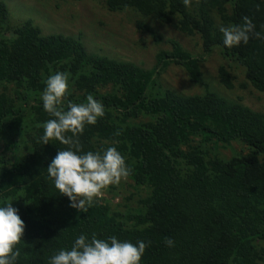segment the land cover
Masks as SVG:
<instances>
[{
	"label": "trees",
	"instance_id": "trees-1",
	"mask_svg": "<svg viewBox=\"0 0 264 264\" xmlns=\"http://www.w3.org/2000/svg\"><path fill=\"white\" fill-rule=\"evenodd\" d=\"M196 2L192 13L184 0L106 1L112 13L134 11L201 38L202 56L170 41L171 51L160 52L156 67L146 71L89 54L80 39L44 36L33 21L11 30L10 9L0 0V201L11 202L25 222L16 264H48L81 233L150 242L141 264H264V115L215 92L189 98L158 86L172 66L200 84L202 65L220 50L264 94V39L228 48L220 31L243 23V17L264 31V0ZM56 71L71 74L68 99L86 102L92 94L104 105V117L86 125L77 139L83 152L115 146L125 156L136 208L114 210L99 198L87 212L78 211L48 178L52 158L67 147L40 141L43 123L52 118L40 97ZM219 74L232 90L228 71ZM233 144L246 149L222 159L218 151Z\"/></svg>",
	"mask_w": 264,
	"mask_h": 264
},
{
	"label": "rangeland",
	"instance_id": "rangeland-1",
	"mask_svg": "<svg viewBox=\"0 0 264 264\" xmlns=\"http://www.w3.org/2000/svg\"><path fill=\"white\" fill-rule=\"evenodd\" d=\"M10 9L9 29L20 28L33 21L44 36L62 35L80 39L89 54L101 55L122 63L135 64L141 69L152 71L160 52H170L168 43H179L184 50L195 57L202 56V42L199 36L189 37L173 26L165 25L150 18H144L134 11L112 13L107 0H1ZM190 12H197L196 0H190ZM230 11V9H229ZM217 27L220 18L215 16ZM152 29V33L141 27ZM225 68L234 85L228 90L222 85L219 70ZM203 79L193 84L188 74L180 67L172 66L158 81V86L172 90L185 97L204 96L215 92L232 104H242L257 114L264 115V94L257 92L247 82L245 70L236 62H227L220 50H215L202 65ZM4 84L0 85L3 93ZM9 95L14 88L7 86ZM109 89L102 90V93ZM240 144L221 148L218 153L224 160L245 151ZM129 181L122 180L102 191L99 198L106 199L115 210L122 212L137 207L138 194L133 192ZM143 195V194H141Z\"/></svg>",
	"mask_w": 264,
	"mask_h": 264
},
{
	"label": "clouds",
	"instance_id": "clouds-1",
	"mask_svg": "<svg viewBox=\"0 0 264 264\" xmlns=\"http://www.w3.org/2000/svg\"><path fill=\"white\" fill-rule=\"evenodd\" d=\"M184 3L188 6L190 0ZM220 31L223 44L228 48L246 45L252 37L264 39V31H257L249 17H243L241 24L221 27ZM70 76L68 72L56 71L45 81L40 99L44 111L52 118L43 123L40 141L43 144L59 141L67 146L57 152L46 168L48 178L59 193L68 197L72 208L87 212L103 190L118 185L132 170L115 146L103 151H82L78 136L86 125H95L104 117L105 108L92 94L87 95L86 102L74 103L68 99ZM24 231L25 222L18 209L12 207L11 202L0 201V264H16ZM165 243L170 248L175 245L171 238H166ZM149 246L150 242L143 240L132 243L116 236L101 239L95 233L91 236L81 233L70 249H59L48 264H141Z\"/></svg>",
	"mask_w": 264,
	"mask_h": 264
}]
</instances>
